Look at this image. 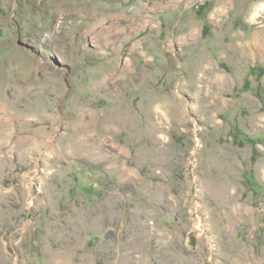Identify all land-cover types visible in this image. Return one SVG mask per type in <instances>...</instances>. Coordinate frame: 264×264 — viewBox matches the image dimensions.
<instances>
[{"label":"rangeland","instance_id":"1","mask_svg":"<svg viewBox=\"0 0 264 264\" xmlns=\"http://www.w3.org/2000/svg\"><path fill=\"white\" fill-rule=\"evenodd\" d=\"M0 264H264V0H0Z\"/></svg>","mask_w":264,"mask_h":264}]
</instances>
